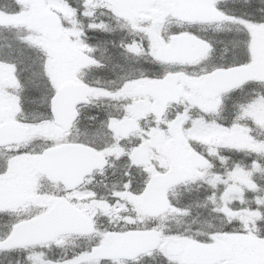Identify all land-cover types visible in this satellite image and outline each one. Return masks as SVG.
<instances>
[{"label": "snow or ice", "instance_id": "obj_1", "mask_svg": "<svg viewBox=\"0 0 264 264\" xmlns=\"http://www.w3.org/2000/svg\"><path fill=\"white\" fill-rule=\"evenodd\" d=\"M0 264H264V0H0Z\"/></svg>", "mask_w": 264, "mask_h": 264}]
</instances>
